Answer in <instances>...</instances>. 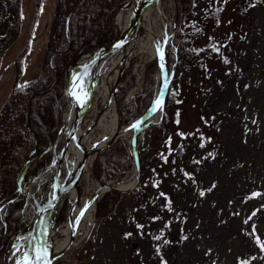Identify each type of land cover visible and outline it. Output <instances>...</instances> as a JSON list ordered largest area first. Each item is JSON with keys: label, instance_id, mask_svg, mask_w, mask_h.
Masks as SVG:
<instances>
[{"label": "rangeland", "instance_id": "rangeland-1", "mask_svg": "<svg viewBox=\"0 0 264 264\" xmlns=\"http://www.w3.org/2000/svg\"><path fill=\"white\" fill-rule=\"evenodd\" d=\"M56 1L49 2L53 9L47 36ZM216 1L225 0H197V13ZM161 4L169 41L176 29L175 0H161ZM145 33L140 28L144 40ZM44 34L43 30L37 42L30 44L22 81L39 72L47 40L46 37L44 41ZM19 37L20 34L0 67L2 75H6L0 84L1 99L13 85L15 71L9 66L26 44L25 38ZM217 39L223 45V53L209 69L214 77L209 78L208 71L186 72L181 66L169 75V84L173 83L179 99L172 114L175 122L162 133L159 125L164 111L160 106L157 123L149 124L143 131V171L139 164L135 187L124 192L111 217L96 221L95 208L85 242L55 264H264V1L243 15L228 2ZM136 53L124 69L130 67L129 77L125 81L121 78L120 85L135 78L126 99L141 88L145 65L152 60L146 49ZM156 75L155 96L159 67ZM90 110L92 106L84 129L92 118ZM130 134L126 136L131 138ZM98 135L99 131L93 134L95 138ZM93 161L86 170L91 186L82 178L77 187L76 203L81 206L99 184L92 174ZM133 177L134 168L120 186ZM27 181L25 177L23 187L28 186ZM41 192L38 194L43 195ZM65 201L68 213L71 211L64 224L58 226L57 222L58 229L67 224L72 212L69 199ZM17 213L11 218L4 239L13 234L17 222L22 227ZM15 259L12 257L10 264Z\"/></svg>", "mask_w": 264, "mask_h": 264}, {"label": "trees", "instance_id": "trees-1", "mask_svg": "<svg viewBox=\"0 0 264 264\" xmlns=\"http://www.w3.org/2000/svg\"><path fill=\"white\" fill-rule=\"evenodd\" d=\"M42 1L34 0L30 36L9 66H13L15 71L13 85L0 107V264L11 241L22 229L20 222H17L13 234L3 238L11 226V218L25 204L23 196L16 199L18 177L23 165L36 150L25 173L26 179L30 181L43 171L51 160V155L44 152L55 140L61 127L62 113L69 103L66 94L69 66L78 54L104 46L113 39L114 14L130 0H57L39 72L29 80L22 81ZM263 1H216L197 13V0H175L176 29L165 47L168 74L170 75L176 66H181L183 71H197L200 74L208 71L209 78L214 77L209 69L215 59L223 53V45L217 39V30L226 4L231 2L235 12L243 15ZM22 21V0H0V67L4 56L21 32ZM158 67L157 58L146 63L143 84L128 99L126 96L135 82L134 76L119 86L115 101L120 105L122 124L127 125L134 121L155 101ZM129 73L130 67L124 71L122 81L129 77ZM58 74L61 75L53 84ZM178 103L177 90L173 83L169 84L163 104V120L159 125L162 133L170 130L172 121L175 122L172 114ZM143 131L137 135L140 171H143L140 147ZM134 166L130 137L123 136L97 153L92 174L100 185L112 182L113 186H117L131 173ZM123 196L124 193L113 190L100 194L95 201V220L102 221L111 217ZM68 214L65 201L58 226L67 221Z\"/></svg>", "mask_w": 264, "mask_h": 264}, {"label": "bare ground", "instance_id": "bare-ground-1", "mask_svg": "<svg viewBox=\"0 0 264 264\" xmlns=\"http://www.w3.org/2000/svg\"><path fill=\"white\" fill-rule=\"evenodd\" d=\"M146 1L147 3L142 10L140 18V26L146 32L145 40L142 39L138 33L136 37H134V39L126 44L122 49L100 61L98 66L97 81L95 84H93L92 111L90 110V115L92 118L85 129L82 126L76 138L70 143L68 147L67 157L64 162V174L70 173L72 178L82 166L84 158L86 157L88 163L86 164V167L83 171L82 178H84V181L88 187H90L92 183L88 173H86V170L94 156L97 155L95 153L96 150L93 149L107 144L109 140H114L119 134L122 133L121 131L123 130V126H121L120 121V109L112 97V91L118 80L120 71L127 67L130 58L137 54L136 52L139 54L144 51V49H146L149 53L150 59H154V57L161 54V38H164L166 35V26L168 24L166 22L167 18L162 8L163 3L161 4V0L157 3L153 0ZM131 10L132 3L129 2L115 15L114 24L118 34L121 33L126 27ZM138 47L139 49H137ZM91 55V52L80 55L76 59L75 69L77 70L86 64L91 58ZM94 68L95 67L91 68L80 84V98H77V101L81 105H84L91 96V77ZM165 82L166 79L164 77V73L160 72L158 92L153 106L154 110L148 116L145 124H151L158 120L157 117H159V110H157L158 108L156 107L158 102L161 100ZM75 114L76 110L71 106H68L65 110L63 120L67 127L66 130H68L72 124ZM133 129H138V127L135 126ZM95 131L100 132V135H98L96 138L93 136ZM120 137L123 136H118L116 140ZM53 171V169H50L49 171L45 172L41 179L34 182L32 188L35 189L36 186L39 189L42 188L45 180H47L49 184H52ZM133 179L134 177L126 184L122 185L121 188L125 189L129 187ZM35 191L37 192V190ZM77 196L78 191L76 189H72L65 196V198L69 199V202L72 206V212L69 221L63 228L55 231L51 229L50 224L43 228V234L46 240V249L49 251L51 245H53V255L63 257L66 253L79 248L85 242L91 230L94 218L92 193H88L82 206L76 203ZM26 215H28V213ZM22 243L23 240L20 239L10 250L9 258L11 260L12 257H15V264H25L26 262L28 256L27 246L22 250Z\"/></svg>", "mask_w": 264, "mask_h": 264}, {"label": "water", "instance_id": "water-1", "mask_svg": "<svg viewBox=\"0 0 264 264\" xmlns=\"http://www.w3.org/2000/svg\"><path fill=\"white\" fill-rule=\"evenodd\" d=\"M153 1L157 3L160 0H153ZM129 2L132 3V10H131L129 20L124 30L119 34L115 30L113 39L106 45L95 48L88 52H83V53L78 54L73 59V61L71 62L69 66L68 84L66 88V94H67L69 103L62 113V123H61L62 125L58 131V134L55 140L50 144V146L44 152V153L48 152L51 155V160L49 164L46 166V168H44L43 171H41L35 178L31 179L28 182L29 184L27 187L26 186L23 187L26 169L28 165L31 163V158H29L24 163L23 170L21 171L19 178H18V182H17L18 196L16 197V199L20 198L22 195H25L27 200H30L32 203V206L34 208V217L29 223H24V226L22 227L21 231L15 235V237L11 241L10 246L7 248V250L5 251L2 257V264H10V258H9L10 250L12 249L13 245L20 239L23 240L22 245L27 244L26 246H27L28 256H27L25 264H30V263L32 264H55V262L59 258L62 257V256L53 255V245H51V248L49 249V251L46 249V240L43 234V228L46 225L50 224L52 230H55V231L60 230L56 227V224L59 219V215H60L63 203H64L65 196L72 189L77 190V187L82 178L83 171L86 167V164L88 163V160L85 157L82 166L78 169V171L72 178H71L70 173L64 174V162L67 157L68 147L70 143L76 138L78 132L82 128L84 121L88 115L89 109L92 106L93 84H95L97 81L98 68H99L98 66L100 64V61H102L105 57H108L109 55L122 49L126 44L132 41L134 37H136V35L140 31L141 13L147 1L146 0H130ZM113 23H114V18H113ZM167 41H168V34H166L163 38L161 54L156 56L158 60V66H159L160 72L164 73V77L166 79L161 100L160 102H158L156 108L163 106L165 97L168 91V86H169V74H168V69H167L166 62H165V47H166ZM89 52L92 53L91 58L87 61L86 64H84L81 68L76 70L75 69L76 59L80 55L84 53H89ZM92 67H95V68H94V71L91 77V86H92L91 96L84 105H81L77 101V98H80L79 97L80 84L82 80L84 79V77L87 75V73L91 70ZM123 71L124 69L120 71L118 80L112 91L113 99L121 83ZM60 75L61 74H58L53 84L56 83ZM157 80H158V76H157ZM156 88H157V83H156ZM68 106L73 107L76 110V114H75V118L72 124L70 125L69 129L66 130L67 127L63 120V115ZM153 106H154V101L151 104V106L145 111V113L139 116L138 118H136L134 121H132L131 123L127 125L121 124L123 126V130L121 131L122 133L119 134L118 136H126L128 132L131 133L130 134L131 136L130 145H131L132 154L135 160V166H134L135 177L131 185L123 189L121 188L120 185L113 186L111 184L112 182H108L105 185L98 184V186L92 192L93 205H95L96 198L102 193H105L107 191H112V190L126 193L130 191L131 189H133L135 185L137 184L138 172H139V160H138V153H137V135L148 127L149 124H145V121L147 120L148 116L153 112L154 110ZM120 120H121V116H120ZM135 126H137L138 129L134 130L133 127ZM116 138L111 141L109 140L107 144L101 147L95 148L93 150H96L95 153L97 154L104 147L113 144ZM94 158L92 160H94ZM50 169L54 170L52 174V184H49L48 181L45 180L42 188L39 189L36 186V188L33 189L32 185L34 184V182L41 179L44 173L49 171ZM46 185H47V192L45 194L44 190H45ZM35 190H37V192ZM38 191H42L41 193H44V194L39 195L38 193L40 192ZM77 201H78V196L76 197V202ZM94 209H95V206H94Z\"/></svg>", "mask_w": 264, "mask_h": 264}, {"label": "crops", "instance_id": "crops-1", "mask_svg": "<svg viewBox=\"0 0 264 264\" xmlns=\"http://www.w3.org/2000/svg\"><path fill=\"white\" fill-rule=\"evenodd\" d=\"M49 2H50V0H43L42 1L39 17L35 23V27L33 29L32 37H31V43L32 44L37 42V39L42 34L43 30L45 31L44 41L46 40V37H47L46 28L49 25V21H50L52 9H53V7L50 8ZM53 5H54V2H53ZM22 14H23L22 15L23 16V21H22L23 23H22V29L20 32L19 40L21 39V37L22 38L24 37L25 43H26L27 40L29 39V36H30V30H31L32 20H33V0H22ZM47 30H48V28H47ZM2 69H3V67H2ZM0 73H1V75H0V84H1V81L3 80V78L6 75H2V73H3L2 71ZM10 86H12V85H10ZM10 90H11V87L9 88V91L4 96V98H2V99L0 98V106L3 103V101L6 99V97L8 96Z\"/></svg>", "mask_w": 264, "mask_h": 264}, {"label": "built area", "instance_id": "built-area-1", "mask_svg": "<svg viewBox=\"0 0 264 264\" xmlns=\"http://www.w3.org/2000/svg\"><path fill=\"white\" fill-rule=\"evenodd\" d=\"M86 121V119H85ZM28 213V215L25 217V215ZM17 216L22 218V226H24V223H29L33 217H34V208L32 206V203L30 202V200H27L26 198V202L24 207L18 211ZM14 226V224H13ZM12 234V232L10 233V235Z\"/></svg>", "mask_w": 264, "mask_h": 264}]
</instances>
